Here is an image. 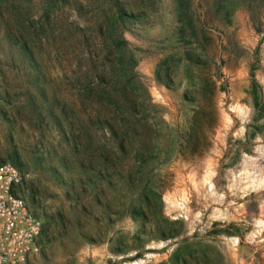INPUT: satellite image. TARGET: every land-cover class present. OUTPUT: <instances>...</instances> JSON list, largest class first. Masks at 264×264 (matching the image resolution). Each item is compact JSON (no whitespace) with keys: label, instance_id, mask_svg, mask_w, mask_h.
Instances as JSON below:
<instances>
[{"label":"rangeland","instance_id":"rangeland-1","mask_svg":"<svg viewBox=\"0 0 264 264\" xmlns=\"http://www.w3.org/2000/svg\"><path fill=\"white\" fill-rule=\"evenodd\" d=\"M2 162L32 264H264V0H0Z\"/></svg>","mask_w":264,"mask_h":264},{"label":"built area","instance_id":"built-area-1","mask_svg":"<svg viewBox=\"0 0 264 264\" xmlns=\"http://www.w3.org/2000/svg\"><path fill=\"white\" fill-rule=\"evenodd\" d=\"M22 173L0 163V264H32L40 251L42 222L23 197Z\"/></svg>","mask_w":264,"mask_h":264},{"label":"trees","instance_id":"trees-1","mask_svg":"<svg viewBox=\"0 0 264 264\" xmlns=\"http://www.w3.org/2000/svg\"><path fill=\"white\" fill-rule=\"evenodd\" d=\"M123 17L129 18V19L135 18V17H131V16H124V14L119 9V5L118 4L113 5V7H111V15L108 18V20L106 22V27L104 29L106 31L105 32L102 31L100 34V36L102 38H105V41L107 43V54L113 57V59L111 61H107V63L111 64L112 66H117V67H120V66L122 67V63L124 61V59L122 58L121 52L119 50V47L124 43V41L121 39V35L116 33L117 31L115 29V25ZM19 40L24 41L22 43V47L25 50H28L29 49L28 44H27L26 40L23 39V36L19 35L18 41ZM28 56L31 57V59H33V57L31 56V53H29ZM124 63H125V61H124ZM129 64H130V62H126L125 68H128ZM123 69H124V67H123ZM61 130H62L63 137L66 141L71 140V141L75 142V144H76V142L79 143V141H80L79 135H75L72 131L69 132V134H66V131L63 127H61ZM75 148H77V147H75ZM104 164L105 163H100V164L97 163L95 165V167L99 168V170L100 169L104 170L105 174L107 175V166H106V164L105 165ZM81 167H83L84 171H86V169H88V170L90 169L91 171H93V168H94V166L92 164H90V161L88 162V164H81ZM98 174H99V172H98ZM34 193H36V191H34Z\"/></svg>","mask_w":264,"mask_h":264},{"label":"crops","instance_id":"crops-1","mask_svg":"<svg viewBox=\"0 0 264 264\" xmlns=\"http://www.w3.org/2000/svg\"><path fill=\"white\" fill-rule=\"evenodd\" d=\"M257 233H258V236H257V241H256V244L257 245H259V243H261L262 241H264V230L262 229H260V230H258L257 231Z\"/></svg>","mask_w":264,"mask_h":264},{"label":"bare ground","instance_id":"bare-ground-1","mask_svg":"<svg viewBox=\"0 0 264 264\" xmlns=\"http://www.w3.org/2000/svg\"><path fill=\"white\" fill-rule=\"evenodd\" d=\"M256 223H257V221H256ZM259 223H262V221H259V220H258V225H259Z\"/></svg>","mask_w":264,"mask_h":264}]
</instances>
